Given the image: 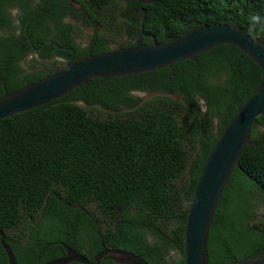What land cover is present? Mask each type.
Returning <instances> with one entry per match:
<instances>
[{
    "label": "trees",
    "instance_id": "16d2710c",
    "mask_svg": "<svg viewBox=\"0 0 264 264\" xmlns=\"http://www.w3.org/2000/svg\"><path fill=\"white\" fill-rule=\"evenodd\" d=\"M140 9L145 45L216 24L264 41V22H248L264 17V0H0V98L62 70L71 57L133 46ZM79 25L92 31L86 46L76 43ZM260 80L253 60L220 45L171 67L93 79L0 120V231L17 264H43L63 256L64 246L89 261L120 249L147 264H183L204 161ZM144 91L156 94L141 103L130 94ZM248 140L208 228V264L264 251V114ZM108 257L99 264H116ZM0 264H8L1 244Z\"/></svg>",
    "mask_w": 264,
    "mask_h": 264
},
{
    "label": "water",
    "instance_id": "95a60500",
    "mask_svg": "<svg viewBox=\"0 0 264 264\" xmlns=\"http://www.w3.org/2000/svg\"><path fill=\"white\" fill-rule=\"evenodd\" d=\"M140 10L141 18L133 46L90 55L74 63L71 57L62 70L10 94L5 92L0 98V120L56 101L93 79L107 80L171 67L182 60H195L198 54L216 46L229 45L248 56L259 67L261 80L220 134L204 161L184 228L183 264H208L206 244L212 217L233 170L239 167L241 153L245 146L253 144L248 140L251 127L257 117L264 114V41L253 40L237 26L216 24L184 31L164 44L145 45L142 43L144 12ZM69 51L72 53V50ZM0 244L8 264H17L2 231ZM64 248L63 256L43 264H99L108 256L116 264H147L139 256L120 249L103 250L89 261L81 253ZM262 263L264 260L260 257H249L233 264Z\"/></svg>",
    "mask_w": 264,
    "mask_h": 264
},
{
    "label": "rangeland",
    "instance_id": "374dc122",
    "mask_svg": "<svg viewBox=\"0 0 264 264\" xmlns=\"http://www.w3.org/2000/svg\"><path fill=\"white\" fill-rule=\"evenodd\" d=\"M13 13H14V12H13ZM66 21L69 22L68 19H67ZM79 26H80V25H79ZM80 28H81V31L79 32V37L76 39V43L79 44V45H81V46H86V45H87V40H88V34H91L92 31H91V29H89V28H87V27H84V26H80ZM115 47H116V46H115ZM29 60H30V57L27 58V59L24 61V63L22 64V66H23L24 68H26V69H28L27 66H28V64H29ZM55 67H56V64L53 65V68H55ZM53 68H52V69H53ZM53 70H54V69H53ZM27 71H29V69H28ZM130 94H131V95H134V96H137V97L139 98V100H140L139 103H141L143 100H146L147 98H149V97L155 95L156 92H154V91L130 92ZM77 104H79V105H81V106H85V103L82 102V101H77ZM90 107H92V106H90ZM118 108H119L120 111L128 109V108H126V107H122V106H119V105H118ZM90 113H91V114H95V115H97L98 117H103L101 114H99V113H98L97 111H95V110H91ZM216 126H217V123L214 122L213 125H212V129L215 130V129H216ZM168 259H169V260L176 259V254L171 253V254L168 256Z\"/></svg>",
    "mask_w": 264,
    "mask_h": 264
},
{
    "label": "clouds",
    "instance_id": "9594fccd",
    "mask_svg": "<svg viewBox=\"0 0 264 264\" xmlns=\"http://www.w3.org/2000/svg\"><path fill=\"white\" fill-rule=\"evenodd\" d=\"M248 22L250 25L255 26L257 24L264 22V17L257 14H252L248 17Z\"/></svg>",
    "mask_w": 264,
    "mask_h": 264
},
{
    "label": "flooded vegetation",
    "instance_id": "af4514ba",
    "mask_svg": "<svg viewBox=\"0 0 264 264\" xmlns=\"http://www.w3.org/2000/svg\"><path fill=\"white\" fill-rule=\"evenodd\" d=\"M14 12V11H13ZM13 12H11V17L14 19L15 18V13H13ZM16 21H13V23H15ZM35 52V54H37V51H34ZM38 57V56H37ZM57 57H55V56H53L52 58H50V59H56ZM23 67V66H22ZM24 68V67H23ZM28 68V67H27ZM25 70H28V69H26V68H24ZM254 257H260L261 258V260H264V251H262V252H260L259 254H257L256 256H254ZM262 264H264V263H262Z\"/></svg>",
    "mask_w": 264,
    "mask_h": 264
}]
</instances>
